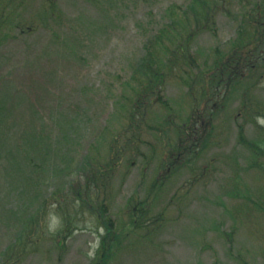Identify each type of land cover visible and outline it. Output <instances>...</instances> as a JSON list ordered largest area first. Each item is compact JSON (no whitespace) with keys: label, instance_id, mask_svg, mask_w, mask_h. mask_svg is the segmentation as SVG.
<instances>
[{"label":"rangeland","instance_id":"1","mask_svg":"<svg viewBox=\"0 0 264 264\" xmlns=\"http://www.w3.org/2000/svg\"><path fill=\"white\" fill-rule=\"evenodd\" d=\"M54 1L55 14L47 0H0V264H10L6 249L24 239L44 201L46 233L19 264H93L108 220L119 240L108 264H264V78L255 108L246 84L233 86L209 144L164 162L202 90L190 94L187 63L167 48L185 40L171 41L180 32L173 20L194 21L203 1L220 5L213 18L198 17L189 46L200 67L213 69L240 52L234 41H243L244 10L254 0ZM148 45L173 73L163 85L167 107H147L139 130L131 110L157 101L148 89L156 67L144 65ZM95 166L113 171L93 212L75 192ZM147 198L154 221L129 231L133 208ZM63 212L69 219L58 240Z\"/></svg>","mask_w":264,"mask_h":264},{"label":"trees","instance_id":"2","mask_svg":"<svg viewBox=\"0 0 264 264\" xmlns=\"http://www.w3.org/2000/svg\"><path fill=\"white\" fill-rule=\"evenodd\" d=\"M47 1L51 6L52 12L55 14V1ZM220 2L225 3L226 0H221ZM202 4L204 10L201 11L202 13L194 11V21H192V19L188 17L186 21L183 20L185 24L182 26L179 25L181 23L180 20H173V25L177 26L178 24V27L180 29L178 30V32H180L176 35H173L171 41L175 42L181 35H183V38L185 40L180 43L179 46H175L174 49L171 47L173 44L169 45V47L167 46V48H171V53L172 51L173 53H175V55L172 56H179L184 60V64L187 63V68H185L184 70V72H186V78L184 80L188 85L190 94L194 97L193 93H196L195 91L198 90V88H202V90H199V92L197 91L199 93L198 106L193 110L190 123L186 126L179 127V143H177L175 148L168 149L169 153L164 159V162L166 164H169V161H172V164L176 163L178 161V158L185 154V152H194V145L199 148V152L201 150V147L205 146L204 144H209V141L204 138L214 129L213 125L214 122H216L218 113L224 111L223 109L227 107L228 99L231 97V93L229 90L233 86L239 87L240 85L246 84L244 98H247L249 104H251L252 107L255 108L258 103L256 104V98L253 96V91L255 89L257 90L258 85L263 82L262 79L264 78V0H254L253 3L250 4V6L245 7V20L243 19V21L241 22V25L243 24V27L240 30V33H238V35L242 37L243 41L241 43H239V40L234 41V47L236 51L240 49V52L235 54L234 51V53L230 57H227V59H225L224 61L222 60L213 69H204L203 67H200L199 62L196 60L197 58L195 57V59L193 57L194 54H192L193 52L189 47L193 35H195V32H198L200 30V25H197L198 17L203 16L206 19V16L209 15L211 18H213L216 10L220 8V5L216 6V4L213 8H209L208 5L205 4V1H203ZM205 11H208L209 13H205ZM245 24H248L250 27L248 29H245ZM175 29L176 27L173 28V30ZM156 41L161 46L165 44L162 39L159 41L157 36L154 39L155 43ZM153 48L154 47L152 45L147 46L148 52L144 58V65L145 68H147V65L153 63L156 67L154 68L152 66L150 68V70H153L154 72L149 78L148 89L149 94L154 95L157 98V101L154 102V100L151 99L152 101L149 102L151 98L150 97L148 98V104L142 101L139 106L136 105L131 110V127L134 126L139 130L140 128L146 127L147 107L155 105L157 103L161 104L163 107H167V103L162 97L163 85L168 75L173 73V71L168 70L167 72H164V70L162 69L163 65L161 66L158 63V60L160 61L159 56L158 59H155L153 53L149 52L150 50H153ZM172 56L170 57V61L168 60V68H172L171 64L174 63L173 60H176L175 58H172ZM152 59H155V62L152 61ZM174 65L175 64H173V66ZM253 71L260 72L261 75L255 72L256 78L253 77V83H250L249 80L251 79V77H248V75ZM220 109L221 111H219ZM167 122L172 126L171 130L176 129L174 120H169ZM132 132L137 136V142H141V133H139V131H136L135 129H132ZM242 137L243 136H241V138ZM183 142H185L186 146L180 145ZM187 144H189V147L187 146ZM254 149H256V147H254ZM116 154L121 158L124 155L123 149L121 147H117ZM170 167V165L167 166V168ZM111 168L103 169L101 166L93 167L90 174L87 175L83 187H78V190H76L75 193L80 197V200L82 202H86V208L93 211L92 206H90L92 204L91 201L93 199H99L101 191H104L106 188H110V184L107 182L109 181V177L113 171V169ZM108 173H110V175H108ZM160 184H162V182H160ZM151 202L152 199L147 198L141 200L139 204L135 205L131 212V218L128 225L130 229L129 231H137L141 229L146 230L149 224L154 221V217L152 218L149 216L148 210L150 208ZM47 208L48 204L46 201H44L37 213L33 214V217L26 228L25 234L23 235L24 239H22L21 242H15L6 249L4 253V263H21L26 256V252L29 251V243L37 242L44 237L46 233V222L44 214L46 213ZM63 214L64 220L62 222V226L64 225V228L58 230L55 235L58 240L59 237H61L62 232L66 230L65 226L66 224H68L67 220L69 219L66 216V213L63 212ZM64 221L66 222V224ZM105 225L106 229L108 228L106 237L104 238L101 249L98 251V255L93 261V264H108L109 260L113 256V252L115 250L117 242L119 241L117 240V238H115V234L112 231L114 227L113 222L108 220V223H106ZM124 232L125 234H128V231Z\"/></svg>","mask_w":264,"mask_h":264}]
</instances>
